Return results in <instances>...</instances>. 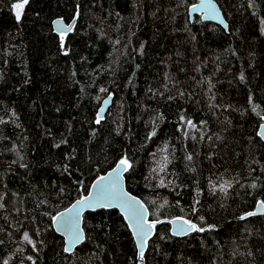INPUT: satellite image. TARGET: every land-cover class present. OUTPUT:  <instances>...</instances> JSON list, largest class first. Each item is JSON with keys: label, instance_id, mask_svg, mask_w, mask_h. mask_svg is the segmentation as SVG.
<instances>
[{"label": "trees", "instance_id": "16d2710c", "mask_svg": "<svg viewBox=\"0 0 264 264\" xmlns=\"http://www.w3.org/2000/svg\"><path fill=\"white\" fill-rule=\"evenodd\" d=\"M214 1L227 32L189 20L196 0H29L19 22L0 0V264H264V215L240 219L264 203V0ZM124 156L160 221L143 258L115 209L64 252L52 217ZM175 218L206 230L174 237Z\"/></svg>", "mask_w": 264, "mask_h": 264}, {"label": "snow or ice", "instance_id": "6c2138e0", "mask_svg": "<svg viewBox=\"0 0 264 264\" xmlns=\"http://www.w3.org/2000/svg\"><path fill=\"white\" fill-rule=\"evenodd\" d=\"M29 4V0H16L11 7L15 12V18L17 22H19L24 14L25 6ZM201 9L206 11L205 18H209L210 16L218 18V13L215 12V6L209 2H206L199 6ZM193 11H196L197 8H193ZM221 24H224V21L220 20ZM227 27V25H225ZM60 38L63 42L64 35L66 32L71 31V26L67 28H59ZM243 79V76H241ZM101 91H106L105 89H101ZM104 103H108L105 100ZM103 109H101V112ZM103 116L101 113L97 114L96 123L99 124ZM183 119V118H182ZM264 120V116L261 117ZM187 124L191 127H195L191 120L187 121ZM264 127V125H261ZM151 135H155L153 132ZM150 138V137H149ZM188 160L192 159V156L189 155L187 157ZM165 161H167V157H165ZM132 168V164L129 162L126 156L121 157L117 162L116 167L112 169V171L108 174L107 181L105 177H99L98 181L92 185V188L95 189V192L89 191L88 196H85L81 200H77L70 208L66 211L61 212L58 216H53L52 221L53 224L57 226L58 230H61L65 236L66 246L64 247V252L71 253L73 249L84 240V231L80 227L81 224V216L85 208L96 210L97 208L108 209V208H120L126 219L129 220V226L134 229V236L137 240V247L139 249V255L143 258L144 255V247L146 241L150 235L152 229L155 228L156 223H160V221H155L153 223H149L146 219V209L142 204L135 199V197H130L123 190L121 186V180L123 179V173L128 172ZM155 171V169H153ZM160 171H164V167L160 168ZM255 185H253L254 187ZM213 190H216V184L212 185ZM231 187V182L228 180H224L223 183L219 185L220 191H227V188ZM2 198V197H0ZM3 207V205H0ZM260 207H264V203L260 204ZM249 216L255 215V213H248ZM240 219H244V217H240ZM212 226H209L211 228ZM206 229L203 227H198L195 223L189 220H183V223L180 224L177 228V231L173 233V235L184 234L187 235L190 232H203ZM24 240L28 243H31L29 239V235L26 232L24 234ZM5 264L7 262L5 261Z\"/></svg>", "mask_w": 264, "mask_h": 264}, {"label": "water", "instance_id": "95a60500", "mask_svg": "<svg viewBox=\"0 0 264 264\" xmlns=\"http://www.w3.org/2000/svg\"><path fill=\"white\" fill-rule=\"evenodd\" d=\"M206 2H209V0H196V2H195L194 4H191V5L188 7L187 13H188V17H189L190 21L193 20L194 16H200V18H201L202 21H204V22H211V23H214V24H216V25H219L222 29H224V30L227 32V30H228L227 22L225 21V19H224V17H223V14H222V11H221V9L219 8V6H218V4L216 3V1H214V0H210V3H211L212 5L215 6V12L218 13V18H216V17H212V16H210L209 18H205V16H206V11H205L204 9H201L199 6L202 5V4H204V3H206ZM194 7L197 8L196 11H193V10H192ZM221 19L224 21V24H221V23H220V20H221ZM75 23H76V18H74V19H73L72 21H70L69 23H65L62 19H55V20H53V22H52V27H53V30H54L55 33L60 34V31L58 30L59 28H61V27H63V28H67L68 26H71V29L73 30V28H74V26H75ZM225 25H227V27H225ZM72 30H71V31H72ZM71 31L66 32V34L70 33ZM66 34H65V35H66ZM105 100H107L108 103H104ZM111 102H112V97H111V96H108V97H106L105 99H103L102 102H101V106H100V108H99V110H98V113H101V115L104 117L105 114H106V111L108 110V108H109L110 105H111ZM101 109H103L102 112H101ZM261 125H264V120H263V122H262ZM261 125H260V127H259V129H258L257 134H258V136L260 137V139L264 142V127H261ZM115 167H116V165H115ZM115 167H114V168H115ZM114 168H113V169H114ZM111 171H112V169L109 170V171H108L107 173H105L104 175H102L103 177H105V180H106V181H107V179H108V174H109ZM124 175H125V173H123V179L121 180V186H122L123 190L128 194V196H130V197H135V199L139 202V204H142V205L144 206V208L147 210V208H146V206L144 205V203H143L138 197L134 196L133 194H131L130 192L127 191L126 186H125V178H124ZM100 177H101V176H100ZM98 179H99V177L96 178V179L94 180V182L92 183V185H93L94 183H96V182L98 181ZM92 185H91L89 191H93V192H95V189L92 188ZM88 193H89V192H88ZM86 196H88V194H87ZM83 198H84V197H83ZM83 198H81V199H83ZM81 199H79V200H81ZM76 201H77V200H76ZM76 201H74L72 204H74ZM261 203H263V202L259 201V202L257 203V205L255 206V208H254L253 210H251L250 212H248V213H255V215H252V216H260V215H264V207H260V204H261ZM72 204H71L68 208H70V207L72 206ZM68 208H66L65 210H63V211H61V212L66 211ZM99 209H102V208H97L96 210H99ZM111 209H115V210H117V212H119V214L124 218V220H125L127 226L129 227V230H130V232H131V234H132L133 240H134L135 245H136V248H137V252H138V254H139V249H138V247H137V240H136V237L134 236V229H133L132 227L129 226V220L126 219L125 215L123 214V212L121 211L120 208H108L107 210H111ZM88 211H93V210L88 209V208H85V209H84V211H83V213H82V216H81V224H80V227H81V228H82V217H83V215H84L86 212H88ZM94 211H95V210H94ZM61 212H59V213H61ZM59 213H58V214H59ZM248 213L242 215L241 217H244V219L250 217V216L248 215ZM58 214H56L55 216H58ZM145 219H146L149 223H153L152 221L149 220V213H148V210L146 211ZM183 220H184V219L175 218V219H172V220L169 221L170 234H171L172 236H174V237H178V238L183 237V236H186V235H184V234L173 235V233L177 231L178 226H179L180 224L183 223ZM53 228H54V230L56 231V233L59 234V235L63 238V241H64V247H65V246H66V243H65V236H64L63 232H62L61 230H58V229H57V226H56L55 224H53ZM190 233H192V232H190ZM190 233H188V234H190ZM153 234H154V229L151 230L150 235H149V237H148V239H147V241H146V244H145V247H144V253H145V251L147 250V244H148V242L152 239ZM188 234H187V235H188ZM80 244H81V243H80ZM80 244H78L77 246H79ZM77 246H76V247H77ZM76 247H75V248H76ZM75 248H74V249H75ZM74 249H73V251H74ZM73 251H72V252H73ZM72 252H71V253H72ZM68 254H70V253H68Z\"/></svg>", "mask_w": 264, "mask_h": 264}, {"label": "bare ground", "instance_id": "6f19581e", "mask_svg": "<svg viewBox=\"0 0 264 264\" xmlns=\"http://www.w3.org/2000/svg\"><path fill=\"white\" fill-rule=\"evenodd\" d=\"M189 20H190V19H189ZM258 129H259V128H258ZM258 137H259V136H258ZM259 138H260V137H259ZM93 182H94V181H93ZM93 182H92V183H93ZM91 185H92V184H91ZM90 187H91V186H90ZM89 190H90V189H89ZM85 196H86V195H85ZM85 196H84V197H85ZM81 198H83V197H81ZM81 198H79V199H81ZM79 199H77V200H79ZM257 203H258V202H257ZM257 203H256V205H257ZM256 205H255V206H256ZM255 206H254V208H255ZM254 208H253V209H254ZM52 224H53V222H52Z\"/></svg>", "mask_w": 264, "mask_h": 264}]
</instances>
